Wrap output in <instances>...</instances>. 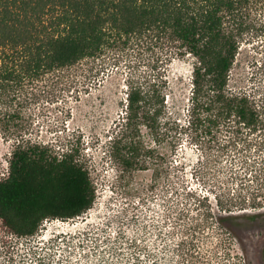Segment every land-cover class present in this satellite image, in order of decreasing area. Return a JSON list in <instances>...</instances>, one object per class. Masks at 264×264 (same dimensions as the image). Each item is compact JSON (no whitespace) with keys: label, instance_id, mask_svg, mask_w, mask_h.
Here are the masks:
<instances>
[{"label":"trees","instance_id":"trees-1","mask_svg":"<svg viewBox=\"0 0 264 264\" xmlns=\"http://www.w3.org/2000/svg\"><path fill=\"white\" fill-rule=\"evenodd\" d=\"M263 29L264 0H0V105L11 106L27 85L120 45L167 42L177 56L195 58L183 120L168 109L163 84L153 78L128 83L111 156L121 175L151 167L150 186L165 185L171 165L182 166L163 148L169 145L174 154L186 138L197 151L192 175L204 190L180 183L171 194L163 191V233L179 237L161 257L141 243L138 231L119 228L107 239L111 258L122 264H176L177 257L181 264H212L219 251L208 246L209 228L216 224L221 238L235 234L232 224L244 233L253 224L264 229V97L228 84L240 45ZM19 107L3 112V119L18 118ZM96 194L77 148L56 152L18 140L0 177V264H18L21 242L39 235L44 221L82 215ZM220 259L247 264L246 257L228 252Z\"/></svg>","mask_w":264,"mask_h":264},{"label":"rangeland","instance_id":"rangeland-1","mask_svg":"<svg viewBox=\"0 0 264 264\" xmlns=\"http://www.w3.org/2000/svg\"><path fill=\"white\" fill-rule=\"evenodd\" d=\"M194 61L188 54L177 56L167 42L152 47L120 45L95 61L80 62L33 82L11 106L0 105V177L6 174L10 152L18 140L30 139L56 152L73 146L97 193L95 203L82 215L44 221L39 235L21 242L24 256L18 264H113L114 261L122 264L119 258H111L107 253L111 245L107 239L111 240L119 228L131 234L138 231L141 243H147L160 257L171 241H177L178 232L171 237L163 233L167 226H163L159 215V204L163 203L160 199L163 191L171 194L170 187L180 183L204 190L192 175L196 149L186 138L179 140L174 154L169 145L164 147L163 151L182 167L176 169L171 165L168 182L151 187L154 177L151 167L134 171L132 177L128 173L121 175L111 156V141L123 123L129 82L144 85L153 78L163 84L168 109L177 111L183 120ZM228 84L233 89L264 97V29L252 39L245 38L240 45ZM18 105V118L3 119V112ZM144 138L153 143L148 136ZM128 180L133 182L130 186L126 184ZM135 186L138 188L134 189ZM142 197L148 200L142 202ZM232 225L235 234H223V238L216 234V224L208 229L211 236L208 246L219 251L212 264H225L226 260L220 259L225 252L246 257L247 264H264V229L253 224L252 230L244 233L236 224ZM141 234L144 235L140 237ZM30 247L36 254L30 252ZM179 258L174 260L176 264H181Z\"/></svg>","mask_w":264,"mask_h":264}]
</instances>
